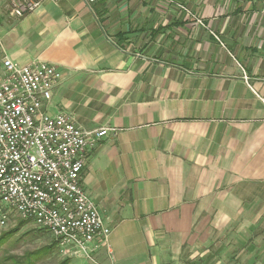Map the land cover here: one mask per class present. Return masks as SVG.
Returning <instances> with one entry per match:
<instances>
[{"label": "crops", "instance_id": "obj_1", "mask_svg": "<svg viewBox=\"0 0 264 264\" xmlns=\"http://www.w3.org/2000/svg\"><path fill=\"white\" fill-rule=\"evenodd\" d=\"M0 41L56 66L49 114L108 129L81 172L110 228L95 264H264V0H41L20 17L0 0Z\"/></svg>", "mask_w": 264, "mask_h": 264}, {"label": "built area", "instance_id": "obj_2", "mask_svg": "<svg viewBox=\"0 0 264 264\" xmlns=\"http://www.w3.org/2000/svg\"><path fill=\"white\" fill-rule=\"evenodd\" d=\"M40 3L9 0V10L20 17ZM60 76L45 61L15 63L0 41V226L7 227L12 212L49 232L63 255L95 264L92 248L101 241L110 249V228L87 196L81 172L87 146L108 129L85 130L67 114L46 111Z\"/></svg>", "mask_w": 264, "mask_h": 264}, {"label": "rangeland", "instance_id": "obj_3", "mask_svg": "<svg viewBox=\"0 0 264 264\" xmlns=\"http://www.w3.org/2000/svg\"><path fill=\"white\" fill-rule=\"evenodd\" d=\"M9 216L10 218L7 227L1 231L0 226V233L14 228L20 220L18 216H16L12 212L9 214ZM53 240L54 239L51 237L49 232L39 231L30 222H25L22 226L19 227L18 230L11 234L7 238L6 242L1 246L0 257L21 256L26 251H33L44 245L51 244ZM66 258L69 260L68 264H85L87 261H89V259H84L80 255H63L56 244H54L48 254H46L41 259L35 260L33 264H55L59 260Z\"/></svg>", "mask_w": 264, "mask_h": 264}, {"label": "trees", "instance_id": "obj_4", "mask_svg": "<svg viewBox=\"0 0 264 264\" xmlns=\"http://www.w3.org/2000/svg\"><path fill=\"white\" fill-rule=\"evenodd\" d=\"M25 222H28V221L20 219L14 228L0 233V248L6 242L7 238L11 234H13L16 230H18L19 227L22 226ZM36 229H38L39 231L47 232L46 230L41 229V228L36 227ZM54 244H56V242L53 240L51 244L44 245L33 251H26L24 252L23 255L17 256V257L16 256H2L0 257V264H33L35 260L41 259L46 254H48L51 251ZM68 263H69V260L66 258V259L59 260L55 264H68Z\"/></svg>", "mask_w": 264, "mask_h": 264}, {"label": "bare ground", "instance_id": "obj_5", "mask_svg": "<svg viewBox=\"0 0 264 264\" xmlns=\"http://www.w3.org/2000/svg\"><path fill=\"white\" fill-rule=\"evenodd\" d=\"M81 257H83V256H81Z\"/></svg>", "mask_w": 264, "mask_h": 264}]
</instances>
